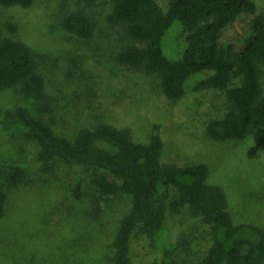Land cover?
<instances>
[{"label": "rangeland", "instance_id": "rangeland-1", "mask_svg": "<svg viewBox=\"0 0 264 264\" xmlns=\"http://www.w3.org/2000/svg\"><path fill=\"white\" fill-rule=\"evenodd\" d=\"M157 1L167 11L170 0ZM253 1L256 13L241 14L220 38L232 64L255 37L253 18L264 13V0ZM116 2L34 0L28 8L0 6V41L11 39L32 49L48 104L44 112L10 89L0 93V110L24 106L56 135L71 141L81 129L109 124L131 128L136 143H148L157 123L165 142L163 165H207V182L224 192L234 223L264 230V128L252 127L241 140L212 142L205 135L206 124L229 105L221 92L190 94L172 103L158 76L123 68L117 55L139 44L121 25L109 21ZM73 14L91 22V38L64 29V19ZM185 36L183 26L175 22L163 41L169 60L181 59ZM260 71L264 94V66ZM211 74L207 71L203 77ZM237 85L238 80L232 84ZM38 153V144L21 124L0 119V194L5 197L0 264H114L113 240L131 207L129 198L102 196L92 184L103 173L98 169L60 159L41 162ZM170 192L171 202L177 191L172 187ZM167 224V240L178 244L173 264H197L207 255L212 227L193 217L189 206L179 212L168 208ZM162 257L146 235H133L132 264H161Z\"/></svg>", "mask_w": 264, "mask_h": 264}, {"label": "trees", "instance_id": "trees-1", "mask_svg": "<svg viewBox=\"0 0 264 264\" xmlns=\"http://www.w3.org/2000/svg\"><path fill=\"white\" fill-rule=\"evenodd\" d=\"M94 1V0H89ZM34 0H0V6L28 8ZM243 13H256L253 0H170L164 11L157 0H117L109 21L121 25L139 46L131 45L117 55L127 71H146L159 77L165 97L178 103L190 94L221 92L229 105L213 117L205 135L215 143L245 138L254 126L264 128V94L260 67L264 66V13L253 18L255 37L235 64L229 50L220 46L223 30ZM175 22L183 26L187 46L180 60H169L164 38ZM63 27L83 39L93 35L91 22L78 14L66 17ZM32 49L11 40L0 41V93L15 89L23 100L47 111L44 80L36 71ZM211 71L213 74L203 77ZM238 80L239 85L232 86ZM190 81L189 88L187 84ZM5 123L21 124L39 146L38 159H60L76 167H93L103 173L92 184L107 198L127 197L129 211L113 240L114 264H132L130 246L140 231L163 252L161 264H173L178 244L167 240V210L189 206L191 214L212 227L213 242L197 264H263L264 230L254 224H235L221 188L209 184V168L163 165L165 142L161 126L152 125L148 143H136L131 128L101 124L81 129L74 139L60 137L24 106L0 110ZM104 143L108 147L101 146ZM177 199L170 202L171 188ZM4 195L0 194V217Z\"/></svg>", "mask_w": 264, "mask_h": 264}]
</instances>
